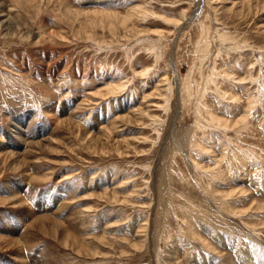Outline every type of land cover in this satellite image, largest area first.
Wrapping results in <instances>:
<instances>
[{
    "label": "rangeland",
    "instance_id": "1",
    "mask_svg": "<svg viewBox=\"0 0 264 264\" xmlns=\"http://www.w3.org/2000/svg\"><path fill=\"white\" fill-rule=\"evenodd\" d=\"M0 264H264V0H0Z\"/></svg>",
    "mask_w": 264,
    "mask_h": 264
},
{
    "label": "bare ground",
    "instance_id": "2",
    "mask_svg": "<svg viewBox=\"0 0 264 264\" xmlns=\"http://www.w3.org/2000/svg\"><path fill=\"white\" fill-rule=\"evenodd\" d=\"M213 81V80H212ZM199 107V106H198ZM201 111V110H200ZM215 119H217V121H221L222 122V120L221 119H219L218 117H216L215 116ZM247 121H248V119H246V118H242L240 121L238 120L237 122H236V124H243L244 125V127H246V125H247ZM224 123L227 125V122L226 121H224ZM249 124V123H248ZM229 125V124H228ZM242 126V125H241ZM234 127H235V125H234ZM238 128V127H237ZM248 128V127H247Z\"/></svg>",
    "mask_w": 264,
    "mask_h": 264
}]
</instances>
